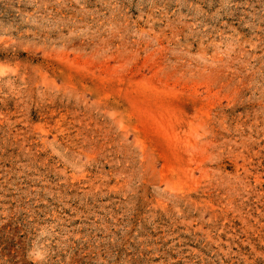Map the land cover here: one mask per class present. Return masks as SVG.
Returning a JSON list of instances; mask_svg holds the SVG:
<instances>
[{
  "label": "rangeland",
  "instance_id": "374dc122",
  "mask_svg": "<svg viewBox=\"0 0 264 264\" xmlns=\"http://www.w3.org/2000/svg\"><path fill=\"white\" fill-rule=\"evenodd\" d=\"M0 264H264V0H0Z\"/></svg>",
  "mask_w": 264,
  "mask_h": 264
}]
</instances>
